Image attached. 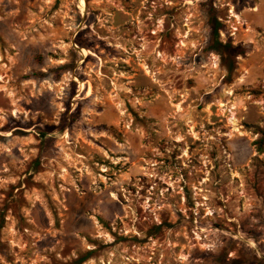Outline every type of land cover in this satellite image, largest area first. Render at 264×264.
I'll return each instance as SVG.
<instances>
[{
	"label": "rangeland",
	"instance_id": "rangeland-1",
	"mask_svg": "<svg viewBox=\"0 0 264 264\" xmlns=\"http://www.w3.org/2000/svg\"><path fill=\"white\" fill-rule=\"evenodd\" d=\"M263 132L264 0H0V264H264Z\"/></svg>",
	"mask_w": 264,
	"mask_h": 264
},
{
	"label": "trees",
	"instance_id": "trees-1",
	"mask_svg": "<svg viewBox=\"0 0 264 264\" xmlns=\"http://www.w3.org/2000/svg\"><path fill=\"white\" fill-rule=\"evenodd\" d=\"M210 24L212 25L213 30V40H212V47H217L221 45V42L219 41V30L222 28L221 23L217 20L215 15L213 16ZM253 145L255 146L256 150L258 152H263L264 148V132L262 133V136L253 142Z\"/></svg>",
	"mask_w": 264,
	"mask_h": 264
}]
</instances>
